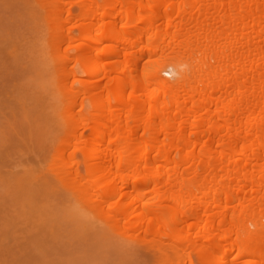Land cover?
I'll return each instance as SVG.
<instances>
[{
  "label": "bare ground",
  "instance_id": "1",
  "mask_svg": "<svg viewBox=\"0 0 264 264\" xmlns=\"http://www.w3.org/2000/svg\"><path fill=\"white\" fill-rule=\"evenodd\" d=\"M16 1L17 125L47 147L15 192L32 228L264 264V0Z\"/></svg>",
  "mask_w": 264,
  "mask_h": 264
},
{
  "label": "rangeland",
  "instance_id": "2",
  "mask_svg": "<svg viewBox=\"0 0 264 264\" xmlns=\"http://www.w3.org/2000/svg\"><path fill=\"white\" fill-rule=\"evenodd\" d=\"M25 9L16 0H0V264H155L143 246H123L100 228H94L85 241L69 239L64 225L56 226L61 229L54 234L42 226L33 229L24 201L16 198L18 182L27 178V171L36 174L38 160L47 148L30 142L17 125L22 114L18 111L20 86L27 82L30 68L24 57L17 63L5 54L27 36ZM23 193L39 194L33 190ZM57 197L64 205V196ZM34 237L39 242L31 244Z\"/></svg>",
  "mask_w": 264,
  "mask_h": 264
}]
</instances>
